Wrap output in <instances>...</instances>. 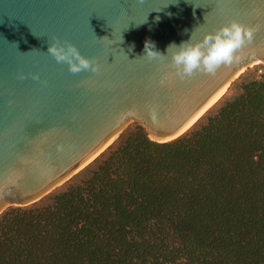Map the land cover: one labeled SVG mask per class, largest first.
<instances>
[{
    "label": "water",
    "instance_id": "obj_1",
    "mask_svg": "<svg viewBox=\"0 0 264 264\" xmlns=\"http://www.w3.org/2000/svg\"><path fill=\"white\" fill-rule=\"evenodd\" d=\"M232 21L256 31L230 64L176 76L170 44ZM54 38L100 71L70 72L47 53ZM146 41L167 57L150 60ZM254 64L264 65V0H0V217L46 199L132 124L158 143L186 135Z\"/></svg>",
    "mask_w": 264,
    "mask_h": 264
},
{
    "label": "trees",
    "instance_id": "obj_2",
    "mask_svg": "<svg viewBox=\"0 0 264 264\" xmlns=\"http://www.w3.org/2000/svg\"><path fill=\"white\" fill-rule=\"evenodd\" d=\"M174 141L144 127L0 217V264H264V76Z\"/></svg>",
    "mask_w": 264,
    "mask_h": 264
},
{
    "label": "clouds",
    "instance_id": "obj_3",
    "mask_svg": "<svg viewBox=\"0 0 264 264\" xmlns=\"http://www.w3.org/2000/svg\"><path fill=\"white\" fill-rule=\"evenodd\" d=\"M255 31L256 29L246 28L239 22L232 21L231 24L214 33L206 34L198 43H189L190 37L188 41L180 45L170 44L167 48V55L170 49H176L172 53L171 67L175 69L176 76L181 80L192 77L197 72L214 74L220 65L230 64L233 61L237 50L241 49L246 41L253 39ZM144 51L150 60H163L167 57L156 49L152 41L145 42ZM47 53L51 54L58 63L67 64L69 71L73 74L82 71L92 73L100 71V66L94 59L86 58L75 45L67 41L61 43L58 38H54L52 43H48ZM20 79L24 77L21 76ZM33 79L39 80L40 78L34 76ZM160 83L163 85L165 80L161 79Z\"/></svg>",
    "mask_w": 264,
    "mask_h": 264
},
{
    "label": "rangeland",
    "instance_id": "obj_4",
    "mask_svg": "<svg viewBox=\"0 0 264 264\" xmlns=\"http://www.w3.org/2000/svg\"><path fill=\"white\" fill-rule=\"evenodd\" d=\"M260 76H264V65L262 64H254L252 65L236 82L235 84L223 95V97L215 104V108H218L221 103L226 100H230L239 96L242 92L241 86L243 79L244 80H255L258 79ZM138 125H130L124 133L131 132L135 130ZM60 189V188H59Z\"/></svg>",
    "mask_w": 264,
    "mask_h": 264
},
{
    "label": "bare ground",
    "instance_id": "obj_5",
    "mask_svg": "<svg viewBox=\"0 0 264 264\" xmlns=\"http://www.w3.org/2000/svg\"><path fill=\"white\" fill-rule=\"evenodd\" d=\"M222 97H223V96H222ZM222 97H221V98H222ZM221 98H220V99H221ZM220 99H219V100H220ZM219 100H218V101H219ZM218 101H217V102H218ZM217 102H216V103H217ZM216 103H215V104H216ZM215 104H214V105H215ZM214 105H213V106H214ZM213 106H212V107H213Z\"/></svg>",
    "mask_w": 264,
    "mask_h": 264
}]
</instances>
